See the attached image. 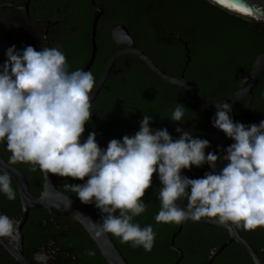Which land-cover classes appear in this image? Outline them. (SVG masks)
I'll return each mask as SVG.
<instances>
[{
    "label": "clouds",
    "instance_id": "1",
    "mask_svg": "<svg viewBox=\"0 0 264 264\" xmlns=\"http://www.w3.org/2000/svg\"><path fill=\"white\" fill-rule=\"evenodd\" d=\"M5 56L0 66V145L10 153L7 166L28 165L30 172L39 170L48 181L49 174L79 181L87 177L84 183L63 186L99 211L98 222L86 218L94 238L111 234L132 248L152 250L156 239L152 226L141 228L133 220L148 208L142 197L154 173L161 184L157 223L208 218L245 230L264 228V120L246 126L230 117V104H214L212 126L233 141L222 156L206 155L209 141L180 127L175 129L178 139L166 128L152 129L150 115H143L135 135L113 139L103 149L94 132L82 141L93 115L96 80L90 71H70L59 47L37 51L27 46L17 51L13 45ZM186 110L176 104L170 120L181 123ZM218 161L224 164L220 171ZM205 164L211 171L202 178L181 174ZM0 194L9 201L16 199L7 171H0ZM181 200L187 201L186 207L178 206ZM71 205L66 197L65 211ZM73 216L83 217L79 212ZM17 228L18 222L0 213V238L15 239ZM95 254L85 251L89 257Z\"/></svg>",
    "mask_w": 264,
    "mask_h": 264
},
{
    "label": "flooded vegetation",
    "instance_id": "2",
    "mask_svg": "<svg viewBox=\"0 0 264 264\" xmlns=\"http://www.w3.org/2000/svg\"><path fill=\"white\" fill-rule=\"evenodd\" d=\"M142 1L143 0H139L135 5L140 6ZM94 3L102 10V15L97 25L99 24L106 34L109 33V39H106V41L110 40L107 44L108 48H106V51L110 52L109 55L103 61V59L100 60V57H97L96 54L88 70L93 74L97 83L109 58L113 54L124 49L117 46L112 40L113 30L117 27L126 28L134 40V43V38L137 37V30L131 23L127 22V20H123V24L118 23L119 15L124 13V10L128 8L132 0H94ZM4 7H6V10L3 11L0 19V66H2L6 60V50L14 45L17 51H22L27 46H32L37 51H39L41 47H59L66 56L70 71L84 69L86 63L90 59L92 51L91 40H89L87 44L85 39V15L87 12H90L92 26V0H89L88 4L85 0H0V8ZM121 12L123 13L121 14ZM124 17L125 19H130L127 18L128 16H126L125 13ZM166 41L168 47L172 49L177 46L175 42H178L179 45L183 44L184 47L186 44L184 42L181 43L180 38L171 33H169ZM136 47L138 48L137 45ZM101 61L102 71L100 74L98 73L96 75L97 71H95V69L101 65ZM144 67H146V65L134 56L126 55L118 58L112 67L103 89L93 103H95L97 99H100L101 94H104L103 96H112L118 101V97H116L118 92L123 95V97L125 96V106L129 105L126 106V108L129 111L130 119L137 122L138 131L143 115H150L153 120L150 127L154 130L166 128L174 139H178L180 135L175 131L177 127L182 128L184 131L191 132L192 135L196 134L200 125L197 119L199 116L198 112L200 111L193 108L190 104L191 109L188 111L186 110L181 123L172 122L170 120L176 104L184 105L181 103V97L183 96L182 92H184V90L166 84L147 67V69ZM165 67L167 68L166 70L159 66V68L169 76L177 78L183 73L185 77V71H179L180 65L176 55H173L172 62L168 63ZM129 98L133 99L134 103H128L127 99ZM250 100H253V97ZM250 100L241 104L239 106L240 109L238 107L232 115V119L236 118V120L239 121L240 118L239 122L246 126L252 124L258 125L263 115V106L259 105L256 109H253ZM205 102L210 103L207 99ZM111 104L115 109V107L118 108L117 105L119 102L114 101ZM105 105L104 98H102V101L99 100L96 102V110L93 114V118L97 116L98 112H102ZM149 106L150 108H147ZM248 109L249 113L245 123H243ZM201 113H204L206 116H208V113L215 115V113L212 112ZM196 138L207 139L209 137L200 134L199 137ZM111 140L112 139L109 138L105 140V142L100 141L98 146L101 147L103 144L104 147L107 148ZM226 148L225 140L223 147L216 149L212 153L219 155L222 151L224 155L226 154ZM2 153L7 162L8 154L6 151H2ZM223 166L224 164L218 161L216 170L220 171ZM12 167L18 169L15 166ZM210 171L211 169L207 164L199 168L192 167L187 177L190 179L202 178L205 173ZM28 183L30 194L34 198H38L43 190V177L41 191H38V186L36 184L32 185L29 181ZM64 183L80 184L82 182L71 178L56 176L57 185H64ZM12 187L16 191V199L9 201L3 194H0V213L6 214L14 221L18 222V228L15 233V239L0 238V264H106L83 229L63 214L56 211L46 212L44 210H33L30 211L26 220L23 221L24 216L21 212L16 185L13 183ZM34 192L38 193V195L34 196ZM61 192L71 197L70 191H66L64 187ZM179 205L180 207H186L187 201L181 200L179 201ZM237 230L239 235L256 251L264 264V228H257L255 230L237 228ZM183 231L182 228L181 232ZM222 231L225 232L227 237L222 243L224 244L228 240L229 234L226 230ZM197 235V232L188 229L185 230L183 235L177 240V246H175L174 242V248L180 250L182 253V259L178 264H197L195 258L198 253V248L192 245V239L196 238ZM218 247L206 251V260L211 251ZM88 249L95 251L96 254L94 257L85 255V251ZM172 253L174 257L178 256V259L180 258L179 254ZM184 254L188 256V261H183ZM205 262L203 264H205ZM212 264L254 263L249 254L241 246L233 242L214 259Z\"/></svg>",
    "mask_w": 264,
    "mask_h": 264
},
{
    "label": "trees",
    "instance_id": "3",
    "mask_svg": "<svg viewBox=\"0 0 264 264\" xmlns=\"http://www.w3.org/2000/svg\"><path fill=\"white\" fill-rule=\"evenodd\" d=\"M138 1L132 0V3L124 10L127 18L130 19H125L124 13L121 12L123 14L119 15L118 23L123 24V20H127L136 28L137 37L134 36L136 45L162 69L166 70L165 66L171 63L173 55H176L180 65L179 71H185V78L194 85L203 101L207 99L210 103H220L231 95L237 87L238 73L248 70L256 57L264 53L263 23L230 13L209 0H143L140 6H136ZM85 2L88 4L89 0H85ZM85 17V39L88 44L91 29L90 12H87ZM169 33L175 34L186 43V49L183 44L179 45L178 42H175L176 48L168 47L166 39ZM106 39H109V33L106 34L98 24L96 54L103 61L110 53L106 51L110 40L106 41ZM100 64L95 69L96 75L102 71V61ZM118 94L117 92L118 101L112 96L100 95V99H97L96 102L102 101L104 98L106 105L101 113L98 112L95 118L92 115L90 121L86 123L82 141L86 140L91 132L96 134L97 143L105 142L109 138L121 140L126 135L133 136L138 132L137 122L130 119L129 111L126 108L129 105L125 106V96ZM182 94L181 103L188 111L191 106L185 93L182 92ZM113 99L115 102H119L118 108L115 107L114 109L111 106V103L114 102ZM96 102L92 104L91 111L93 114L96 110ZM127 102L134 103V100L129 98ZM259 105L263 106L261 121L264 120V74L254 91L252 100L253 109ZM198 114L199 130L193 136L199 137L200 134H204L211 137L216 130L212 126L215 115L208 113L206 116L201 112ZM233 120L239 122L240 118L239 121L236 118ZM232 143L233 141L226 139V147ZM0 148L2 151H6V145H0ZM101 148L106 149L103 144ZM6 153L9 157L10 153L7 151ZM222 155L221 151L219 156ZM13 166L20 169L32 185L36 184L38 191L42 190L43 174L39 170L32 173L28 170V165L17 164ZM85 181L81 182L84 183ZM57 186L63 191V185ZM160 187L158 176L154 173L152 185L142 197L143 202L148 204V208L140 216L134 217L133 220L141 228L151 225L156 233L154 246L150 252H146L142 247L132 248L130 244L121 243L119 238L109 234L128 264H171L178 259V256L174 257L173 251L169 248L171 235L177 230V224L157 223L155 219L160 210L158 198ZM34 193V196L38 195V193ZM70 194L73 199L79 201L74 193L70 192ZM82 205L100 220V213L94 205ZM188 229L198 233L197 237L192 239V245L198 248L195 258L197 264H203L206 261L208 249L218 247L227 239L225 232L221 229L191 223L183 227L184 231ZM183 232L176 238L175 246H177V240L183 235ZM183 261H188V256L185 254Z\"/></svg>",
    "mask_w": 264,
    "mask_h": 264
},
{
    "label": "water",
    "instance_id": "4",
    "mask_svg": "<svg viewBox=\"0 0 264 264\" xmlns=\"http://www.w3.org/2000/svg\"><path fill=\"white\" fill-rule=\"evenodd\" d=\"M211 3L217 5L218 7L243 17H248L255 22L264 24V0H225V3H219L218 0H209ZM93 5V20L91 26V34L90 40L92 45V51L90 55L89 61L86 63L84 67V71H88L93 63V60L96 55V44H95V36H96V28L98 20L102 15V10L97 7L92 0ZM6 10V7L0 8V19L3 11ZM112 40L114 43L120 48H124L122 51L113 54L109 60L107 61L104 70L96 83V87L94 88V93L92 94L91 103L95 101L112 70V67L115 61L126 55L134 56L139 59L146 67L155 74L158 78L164 81L166 84L180 88L184 90L188 103L200 112H212L216 113V107L214 104L217 103H208L203 101L192 83H190L182 73L179 77L175 78L166 74L159 66L145 53L140 51L129 32L124 27H117L112 32ZM183 43L182 40H180ZM185 44V48H186ZM184 71V70H183ZM264 74V53L256 57L252 65L246 71H240L237 75V87L236 90L226 97L220 103H228L231 105V113L230 117L234 111L243 103L252 99L254 95L255 88L257 87L261 77ZM252 100H250V103ZM249 113V109L246 111L243 123L246 121V117ZM209 141L210 147L205 150V154L207 155L209 152H214L216 149L223 147V144L226 140V136L223 132L218 129L215 130L214 134L207 138ZM0 171H7L8 174L12 178V182L16 185L17 192L19 195L21 212L23 214V221L26 220L30 211L33 210H44L46 212L56 211L58 213L63 214L64 216L73 220L90 238L92 243L95 245L96 249L100 253V256L104 260L106 264H128L121 254V252L116 247L114 241L112 240L109 234H106L100 238H94V234L89 230L88 220L86 218H90L93 222H98L99 220L94 216L92 212H90L86 207L77 202L76 200H72L71 210L65 211L64 209V201L66 197H69L62 193L56 184V175L49 174V181L46 180L43 176V190L38 198H34L30 194L29 183L26 176L18 169L14 167H8L7 162L5 160V156L3 155L0 149ZM190 170H182L181 174L187 177V174ZM178 206L179 201L177 202ZM73 212H79L83 215V217L76 218L73 216ZM191 223L198 224L203 227L209 228H219L222 230H226L229 234L228 240L219 246L217 249L211 251L208 255V258L205 264H212L214 259L219 256L224 249L231 245V243L235 242L239 246H241L250 256L252 262L254 264H263L260 260L256 251L252 248V246L243 239L239 233L237 228L231 224H218L214 220H210L208 218H204L197 222H192L191 220L186 221L181 224H177V230L171 235L170 239V250L174 253L180 255V258L173 264H178L182 259V253L180 250L174 248V242L176 237L182 231L183 225Z\"/></svg>",
    "mask_w": 264,
    "mask_h": 264
},
{
    "label": "snow or ice",
    "instance_id": "5",
    "mask_svg": "<svg viewBox=\"0 0 264 264\" xmlns=\"http://www.w3.org/2000/svg\"><path fill=\"white\" fill-rule=\"evenodd\" d=\"M219 3H225V0H218Z\"/></svg>",
    "mask_w": 264,
    "mask_h": 264
}]
</instances>
